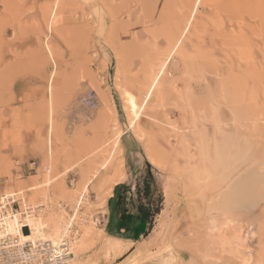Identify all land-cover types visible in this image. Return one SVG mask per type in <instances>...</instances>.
Returning <instances> with one entry per match:
<instances>
[{
  "label": "rangeland",
  "instance_id": "rangeland-1",
  "mask_svg": "<svg viewBox=\"0 0 264 264\" xmlns=\"http://www.w3.org/2000/svg\"><path fill=\"white\" fill-rule=\"evenodd\" d=\"M125 173L133 249L102 226ZM1 196L12 230L73 213L70 264H264V0H0Z\"/></svg>",
  "mask_w": 264,
  "mask_h": 264
},
{
  "label": "crops",
  "instance_id": "crops-1",
  "mask_svg": "<svg viewBox=\"0 0 264 264\" xmlns=\"http://www.w3.org/2000/svg\"><path fill=\"white\" fill-rule=\"evenodd\" d=\"M121 142L125 150L129 149L128 141L123 136ZM135 166H129V169ZM141 181L132 178V173L124 175L122 180L112 184L110 194L107 197L105 211L102 216L104 233L111 240L116 241L120 247L131 245L147 237L149 230V209L144 202V192L147 183L142 186ZM125 243V245H122ZM129 248V247H128ZM126 251V250H125ZM121 251L118 255L125 252Z\"/></svg>",
  "mask_w": 264,
  "mask_h": 264
},
{
  "label": "built area",
  "instance_id": "built-area-1",
  "mask_svg": "<svg viewBox=\"0 0 264 264\" xmlns=\"http://www.w3.org/2000/svg\"><path fill=\"white\" fill-rule=\"evenodd\" d=\"M1 197L0 210H10V213L16 199L11 196ZM79 199L81 201L82 198ZM4 215L0 216V226H2ZM93 220L97 221L96 218ZM19 230L15 226L12 232L7 233L6 229L0 227L2 231L0 264H70L71 243L78 233L73 213L66 218L62 225L61 236L54 242L51 240H22L18 234Z\"/></svg>",
  "mask_w": 264,
  "mask_h": 264
},
{
  "label": "bare ground",
  "instance_id": "bare-ground-1",
  "mask_svg": "<svg viewBox=\"0 0 264 264\" xmlns=\"http://www.w3.org/2000/svg\"><path fill=\"white\" fill-rule=\"evenodd\" d=\"M200 1V0H199ZM196 6H198V5H196ZM197 10V9H196ZM54 11V10H53ZM193 11V10H192ZM53 12L51 11V13H50V17L54 14H52ZM193 17V16H192ZM52 18V17H51ZM53 19V18H52ZM187 27V26H186ZM177 46V45H176ZM47 48V47H46ZM176 49V47L174 48V50ZM173 50V49H172ZM173 50V51H174ZM172 51V52H173ZM48 53H51L50 52V48L48 47ZM163 66H164V64L162 65V67H161V70H160V72L159 73H161L162 71H163ZM159 73L155 76V78H154V80L152 81V83L150 84V86H149V88H148V91H147V93H146V96H145V99L143 100V102L140 104V105H138V103H137V98H136V96L133 94V93H131L130 91H127V90H125L124 92V97H125V101H126V107H127V109H128V111H129V114L131 115V120H130V127L131 126H134V124L137 122V120L139 119V116H140V111H141V109H142V107L146 104V102H147V100H148V98L150 97V95L152 94V92H153V90H154V88H155V84H156V82H157V79H158V77H159ZM51 90V89H50ZM51 104V103H50ZM133 105H134V107H133ZM50 112H51V110H49ZM52 113V112H51ZM49 130H50V128H49ZM52 130V129H51ZM149 156H151L152 157V159L154 158L153 157V155L150 153L149 154ZM155 159V158H154ZM153 159V161H155ZM152 161V162H153ZM155 163V162H154ZM81 198H82V196H80ZM79 201H80V199H79ZM75 207H76V205H75ZM10 216L9 218H7V216ZM15 217H17V214H15V213H7V215L5 214L4 215V218H3V223L1 224L2 226V228H4V229H6L7 230V233H9V232H12V228H11V226H12V224H13V222H14V220H16L17 218H15ZM6 219V220H5ZM11 220V221H10ZM18 220V219H17ZM13 221V222H12ZM21 224V223H20ZM5 226H10V228H5ZM14 226V225H13ZM18 226H19V224H18ZM22 226H27L28 227V231H29V233L28 232H25L23 229H21V230H19L18 231V234H19V236H20V238L22 239V240H34L35 238H37L36 236H35V234H34V231H37V232H39V231H42V230H46V231H50L47 235H39L38 237H42L41 239H43V240H51V241H55L57 238V234L58 233H56L57 232V229H56V225H54V224H50V225H48V224H46V223H34V222H32V221H25L24 223H23V225ZM215 228H217V226L215 227ZM36 229V230H35ZM56 233V234H55ZM38 234V233H37ZM1 235V234H0ZM59 235V238H60V236H61V232H60V234H58ZM58 238V239H59ZM57 241V240H56Z\"/></svg>",
  "mask_w": 264,
  "mask_h": 264
},
{
  "label": "snow or ice",
  "instance_id": "snow-or-ice-1",
  "mask_svg": "<svg viewBox=\"0 0 264 264\" xmlns=\"http://www.w3.org/2000/svg\"><path fill=\"white\" fill-rule=\"evenodd\" d=\"M133 107H134V105H133Z\"/></svg>",
  "mask_w": 264,
  "mask_h": 264
}]
</instances>
